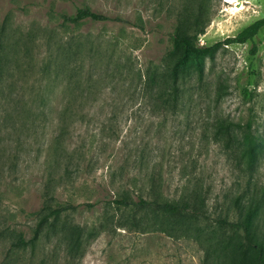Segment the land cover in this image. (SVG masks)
Masks as SVG:
<instances>
[{
	"label": "rangeland",
	"instance_id": "obj_1",
	"mask_svg": "<svg viewBox=\"0 0 264 264\" xmlns=\"http://www.w3.org/2000/svg\"><path fill=\"white\" fill-rule=\"evenodd\" d=\"M51 1L67 13L88 4L128 21L70 26L92 42L90 54L75 51L67 60L53 40L44 38ZM197 12L206 26L196 42L212 45L262 17L264 0H0L5 55L14 67L3 78L5 93L12 90L13 96L31 102L41 95L50 104L42 111L41 104L33 103L28 114L35 122L30 165L4 192L7 219L23 229L34 222L28 212L40 208L48 168L52 173L62 169L51 156L44 168L47 143L58 122L50 106L69 99L67 80L86 60L73 93L80 109L53 146L84 158L76 179L56 188L62 199L80 204L43 224L34 242L17 250L13 264H258L253 240L264 244V150L248 166L241 132L220 123L247 122L264 133V28L253 40L221 44L204 57L201 79L193 70L184 74L174 107H164L143 91L152 70L157 82L169 84L176 58L170 53L171 32L174 25L192 32ZM138 14L142 28L134 24ZM89 60L106 65L105 71L91 68ZM13 114L7 125L23 124L26 113ZM6 132L3 126L4 139ZM115 171H123L127 181L138 177L141 185H131L133 189L151 185L145 197L188 201L194 212L114 206L110 199L126 183L112 177ZM249 206L254 213L247 238L232 222L241 220ZM14 235L0 243V264L8 263L4 251Z\"/></svg>",
	"mask_w": 264,
	"mask_h": 264
},
{
	"label": "trees",
	"instance_id": "obj_2",
	"mask_svg": "<svg viewBox=\"0 0 264 264\" xmlns=\"http://www.w3.org/2000/svg\"><path fill=\"white\" fill-rule=\"evenodd\" d=\"M48 22L45 24L44 28V38L45 41L50 42L53 40L57 44L58 52L61 50L64 52L63 56L67 60L74 58V52L77 51L78 54L89 52L91 47V40L87 38L84 32H74L69 27H81L87 22H97L104 20H117L118 22H127L128 19L124 18L122 15H108L103 12L94 10L90 5L83 4L77 6L75 11L72 13H67L62 10L55 8L54 1L48 4L47 10ZM143 18L138 14L137 23L135 26L143 27ZM47 25L49 27L47 28ZM206 22L200 16V12L196 13L193 19L192 27L193 30L186 28H181L179 25H174L171 32V43L170 48L171 54H176L174 63L169 69L170 81L166 84L165 81H156V72L152 70L145 78V85L143 91L147 94H153L154 98L162 104L164 107H174V104L178 102L181 97V87L180 79L182 76L189 75L191 71H196L198 78H202L203 72V58L206 56H211L221 44H231V43H243L249 40H253L254 37L259 33L261 29L264 28V15L244 28H242L236 35L227 37L224 41L216 42L212 45H199L196 40L199 34L204 32ZM62 30V31H61ZM80 30V29H79ZM65 32L63 35L61 32ZM71 31V32H69ZM5 26L0 25V243L5 237L15 234V239L11 241L8 247H5L4 258H8L7 264H13L17 260V250L24 248L27 244L33 243L35 238L43 224L50 221L52 218H56L63 213L74 211L77 209L80 203H75L73 199H62L56 191V188L68 183H72L79 173L83 170L81 164L84 161L79 159V156L73 157L72 154L66 152L64 148L61 151L57 147H54V143L60 142L63 135H65L67 129L72 125L73 116L79 111L78 98L73 95L76 89L75 84L80 83L78 78L83 75L84 65L83 61L77 66L75 77H69L67 84L65 85V91L69 95V99L64 103H55L50 106V110L56 113L58 122L55 124L52 130L51 136L47 143L46 155L44 164L45 169L48 168V160L51 157L54 158L58 167L55 173L48 168L47 175L42 178V187H40L39 197L41 200L40 208L36 211L28 212L30 215L34 216L32 218L33 224H30L29 229H23L17 226L15 222H10L11 217H8L4 212V192L5 189L15 186V179L20 175L22 167H29V160L31 152L34 150L33 143L29 142V136L31 135L30 129L33 127L35 122L34 119L28 118L29 111L34 107L33 103L38 106L40 110L43 111L48 107L49 102L40 95L33 102L18 96H13L12 90H7L5 93V87L3 86V78L6 73H11L14 67L11 65V61L8 62L7 56L5 55ZM88 44V47H87ZM255 48V46L253 47ZM58 54V53H57ZM52 54H49V57ZM56 55V54H55ZM53 56V55H52ZM48 57V58H49ZM91 68L101 69L105 71L106 65H97L96 63H90ZM55 65V63H52ZM112 69L110 68V71ZM52 69L46 71V73H51ZM117 72H120L117 70ZM57 75V74H56ZM77 80H76V79ZM38 93V91H36ZM39 93L42 90L39 89ZM175 101V102H174ZM60 104V105H59ZM172 104V105H171ZM178 104V103H176ZM50 105V104H49ZM79 107V108H78ZM26 113L25 121L23 124L16 126L14 123L7 125V119L13 114ZM221 126H226L229 130H239L241 132L242 142L244 143V151L246 154V164L253 167L258 161L260 155L264 150V133L258 130V128L253 127L250 123H243L236 120H227L224 124L220 123ZM6 128V133L9 137L2 138V131ZM28 130V131H27ZM39 151V150H38ZM52 159V158H51ZM48 164V166H47ZM18 175V176H17ZM113 178L122 179L124 182L117 187V192L115 196L110 199V203L118 208H130V209H144L152 207L158 211L165 214H178L187 211L194 212L188 201L180 200H169L161 197L147 198L144 196L143 192L146 190L150 192L153 188L150 185L148 189L145 187H139L137 190L133 189L134 186L139 182L138 177H132L130 181L124 180L125 174L123 171H115L112 173ZM117 179V180H118ZM116 180V181H117ZM120 180V181H122ZM115 181V182H116ZM50 182L52 186L49 187ZM130 182V183H129ZM56 183V185L54 184ZM128 183V184H127ZM64 185V186H65ZM141 185L140 183L138 184ZM143 188V189H142ZM152 188V189H151ZM92 206L94 204H91ZM254 213L253 207L249 206L245 211V216L241 220H236L232 222L233 224L239 226L248 238V231L251 226V216ZM13 218V217H12ZM221 222H226L225 219L220 218ZM30 234V235H28ZM252 241V240H251ZM15 247V249H14ZM253 247L255 250V259H257L258 264H264V244L260 240H253ZM256 261V260H255Z\"/></svg>",
	"mask_w": 264,
	"mask_h": 264
},
{
	"label": "bare ground",
	"instance_id": "obj_3",
	"mask_svg": "<svg viewBox=\"0 0 264 264\" xmlns=\"http://www.w3.org/2000/svg\"><path fill=\"white\" fill-rule=\"evenodd\" d=\"M237 9V8H236Z\"/></svg>",
	"mask_w": 264,
	"mask_h": 264
}]
</instances>
